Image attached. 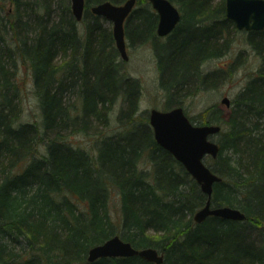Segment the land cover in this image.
<instances>
[{
	"label": "trees",
	"instance_id": "obj_1",
	"mask_svg": "<svg viewBox=\"0 0 264 264\" xmlns=\"http://www.w3.org/2000/svg\"><path fill=\"white\" fill-rule=\"evenodd\" d=\"M108 1L125 0H86L78 22L70 0H0V264H152L86 262L89 248L115 235L155 248L162 264H264V30L244 32L261 68L231 107L191 117L220 126L217 157L204 160L221 178L212 206L241 210L245 220L197 224L205 196L156 144L139 111L141 83L124 72L109 22L90 12ZM170 2L181 19L167 39L154 37L148 9H134L125 25L130 47L176 41L164 64L154 53L166 110L229 71L200 66L226 50L231 32H243L225 18L224 0ZM26 78L36 110L24 122Z\"/></svg>",
	"mask_w": 264,
	"mask_h": 264
},
{
	"label": "water",
	"instance_id": "obj_2",
	"mask_svg": "<svg viewBox=\"0 0 264 264\" xmlns=\"http://www.w3.org/2000/svg\"><path fill=\"white\" fill-rule=\"evenodd\" d=\"M225 18L234 23L238 31L253 32L264 30V0H224ZM158 15L156 34L164 38L171 33L181 19L177 6L170 0H147ZM136 0H125L119 4L110 1L91 6L90 12L112 25V39L121 61H127L125 22L135 7ZM85 0H70L72 15L77 21L82 20ZM230 105V100L223 97L222 104ZM148 122L158 146L172 155L195 179L199 190L205 196V203L195 211L193 222L201 224L207 217L240 222L245 220L241 210L233 207H213V185L221 178L213 174L204 162L206 157L215 159L219 145L214 136L220 131L218 125H196L189 121L183 108L174 107L168 110L151 109L148 111ZM138 257L148 263L162 264L163 253L155 248L136 249L119 236L110 237L103 243L88 249L86 262L94 263L97 259Z\"/></svg>",
	"mask_w": 264,
	"mask_h": 264
},
{
	"label": "rangeland",
	"instance_id": "obj_3",
	"mask_svg": "<svg viewBox=\"0 0 264 264\" xmlns=\"http://www.w3.org/2000/svg\"><path fill=\"white\" fill-rule=\"evenodd\" d=\"M96 1L97 0H92V2ZM122 2L123 1L119 3ZM91 6H93V4L89 5L90 8ZM8 8L9 5H5L2 11L6 12ZM104 27H112V25L110 22L109 25L104 23ZM180 37L181 34L178 35L176 40L180 41L182 39ZM126 44L128 49L127 61H121L120 57H118V59L122 62L124 72L130 77L136 78L141 83L142 95L138 103L139 111L145 112V115H147V112L151 109L166 110L163 99L165 94L162 92L163 88H161V83L159 81V70L157 69V59H155L154 53L159 56L161 63L164 64L166 62V57L169 58L172 56L170 54H175L177 49L176 41L169 45H165V43V46L163 45V47L156 48H152L151 43L148 42L142 45L134 44V46L130 47L128 39H126ZM227 45L228 47L226 50L222 51L221 54L210 59L207 63H203L200 66V70L203 73L210 74L216 71L221 72L222 69L229 71H225V74H223L218 81L212 79L206 81V83H202L203 86L207 88H201L202 85H196L193 89H189L187 94L181 97L182 106L190 117L202 115L205 110L212 106L223 109L224 106L220 103L221 99L227 97L232 101L234 96L243 89L247 80L253 77L261 68L259 57L248 44L246 33L231 32V34L228 35ZM189 66L194 67V61H192ZM190 73L192 72L189 71V74ZM192 80H194V77H192ZM26 82H28L26 86L27 89L23 92L22 96V102L24 103L22 109H25V112L21 119L24 122L32 121L31 116L36 110L31 93V82L28 78H26ZM175 82H178L176 78ZM165 83L167 85V81H165ZM162 85L165 87L163 81ZM78 143H83V140ZM204 160H207V158Z\"/></svg>",
	"mask_w": 264,
	"mask_h": 264
},
{
	"label": "flooded vegetation",
	"instance_id": "obj_4",
	"mask_svg": "<svg viewBox=\"0 0 264 264\" xmlns=\"http://www.w3.org/2000/svg\"><path fill=\"white\" fill-rule=\"evenodd\" d=\"M215 1V0H214ZM224 8H225V1H224V6H223ZM224 8H223V12H224ZM134 9H143L145 12L147 11V9H148V14L149 15H152L153 17H154V29H153V34H154V37L156 38V39H159V40H165V39H167L168 37H170V35L176 30V28L179 26L178 24H176V26H175V28H174V30L171 32V33H169L168 35H166L164 38H162V37H158L157 36V34H156V30H157V23H158V15L156 14V12L152 9V7H151V5L150 4H148V2L146 3V4H144V5H141V6H139L138 4H137V1H136V3H135V7H134ZM133 9V10H134ZM146 9V10H145ZM179 10V9H178ZM132 12L133 11H131V14L129 15V17L127 18V20H129V18H131V15H132ZM147 13V12H146ZM179 13H180V11H179ZM127 20H126V22H125V25H126V23H127ZM125 27V31H126V26H124ZM243 32H245V31H243ZM248 33V32H247ZM126 49H127V44H126ZM128 50V49H127ZM128 52V51H127ZM174 107H180L181 108V110H182V108H183V113H185V115L187 116V118L189 119V121L190 122H192V124H196L193 120H192V116L190 117L189 115H188V113H186V110L184 109V107L182 106V102H181V98H180V104L178 105V106H173V107H169L168 109H171V108H174ZM167 109V110H168ZM203 124H208V125H211L212 123H206V122H202V124H201V126L203 125ZM196 125H198V124H196ZM188 174V173H187Z\"/></svg>",
	"mask_w": 264,
	"mask_h": 264
},
{
	"label": "bare ground",
	"instance_id": "obj_5",
	"mask_svg": "<svg viewBox=\"0 0 264 264\" xmlns=\"http://www.w3.org/2000/svg\"><path fill=\"white\" fill-rule=\"evenodd\" d=\"M236 30H237V29H236ZM237 31H238V30H237ZM226 98H227V97H226ZM222 99H223V98H222ZM222 99H221V102H220V103H221L222 106H224L223 109H225V110L229 109L230 106H231V101H230V105H229V106H226V104H224V103L222 104ZM226 108H227V109H226ZM221 110H222V109H221ZM213 124H214V123H213ZM213 124H211V125H213ZM214 125H215V124H214ZM212 195H213V194H212ZM211 200H212V198H211ZM217 207H225V206H217ZM217 207H215V208H217ZM226 207H227V206H226Z\"/></svg>",
	"mask_w": 264,
	"mask_h": 264
}]
</instances>
